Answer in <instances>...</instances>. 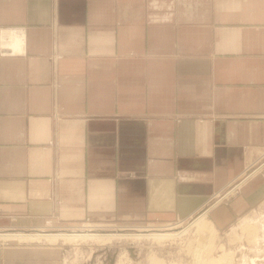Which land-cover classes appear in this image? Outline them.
Wrapping results in <instances>:
<instances>
[{"label": "crops", "instance_id": "obj_1", "mask_svg": "<svg viewBox=\"0 0 264 264\" xmlns=\"http://www.w3.org/2000/svg\"><path fill=\"white\" fill-rule=\"evenodd\" d=\"M263 154L264 0H0V231L207 208L224 228ZM67 252L11 241L0 264Z\"/></svg>", "mask_w": 264, "mask_h": 264}, {"label": "rangeland", "instance_id": "obj_2", "mask_svg": "<svg viewBox=\"0 0 264 264\" xmlns=\"http://www.w3.org/2000/svg\"><path fill=\"white\" fill-rule=\"evenodd\" d=\"M260 164L262 169L258 173L262 175L264 174V154L259 163L255 165L256 168H258ZM230 188H232V186L229 187L228 190ZM239 191L240 188H238V191L222 198L219 202L217 201L219 198H217L212 204L217 206L237 195ZM224 193H226V191H224ZM202 212H204V209L197 212L186 221L146 224L95 221L91 218H86L76 225H66L53 218H48L45 220V225L41 228L20 230H30L32 232H37L39 230L40 232H82L81 230L88 232H138L144 228L150 229L149 231H152L151 229L168 230V228H172L171 230L177 231L189 225L192 220ZM245 220H249V223L252 224L257 231L251 234H249V230L244 231L241 225ZM11 230L14 229H7L6 231ZM197 236V229L195 227H189L185 234L163 241L154 238H115L104 244L91 239L72 242L61 241L58 242V244L63 245L68 250L65 264H207L206 262L209 263L212 259H218V264H224L225 262V264H264V192L256 204L247 207L242 213L236 215L226 227L218 228L215 243H213L211 248H208V250L205 249L202 252L201 260L199 261L194 253V249L198 245L196 241ZM38 243L47 244V242L44 241L36 242L35 244ZM28 244L33 243L31 242ZM0 245L8 244L0 242ZM204 259L206 261H204ZM221 259L225 262L223 261V263H221Z\"/></svg>", "mask_w": 264, "mask_h": 264}, {"label": "bare ground", "instance_id": "obj_3", "mask_svg": "<svg viewBox=\"0 0 264 264\" xmlns=\"http://www.w3.org/2000/svg\"><path fill=\"white\" fill-rule=\"evenodd\" d=\"M246 179V177H243L240 181L234 183L231 186L240 188L241 183ZM230 186V187H231ZM238 191V190H237ZM235 192V191H234ZM224 194V193H223ZM223 194L218 196L219 198L217 201L219 202L223 198ZM208 208L204 209V212H202L200 215L196 216L192 222L187 225L186 227L182 228L181 230H171L172 228L166 229H151L152 231H149L150 229H141L138 232H101V231H47V232H32V231H0V242H3L4 244H10L11 241H17L18 243H36V242H47L49 245H56L58 242H72L76 240H95L98 242H101L102 244L108 243L112 241L113 239L117 238H154L156 240H165L169 238H175L177 236H180L182 234H185L189 227H195L198 232V236L196 238V241L198 242V245L194 249V253L196 255V258L201 260L202 252L208 248H211L213 246V243H215L218 228L216 227L215 223L208 217ZM241 227L244 231L249 230V234L252 232H256L257 229L254 228L252 224L249 223V220H245V222L242 223ZM83 229V228H82ZM90 229V228H89ZM107 229V228H106ZM127 229V228H126ZM132 229V228H131ZM190 230V229H189ZM255 234V233H254ZM215 245V244H214ZM195 258V256H194ZM220 258V257H219ZM224 259V258H222ZM221 259V260H222ZM220 260V262H221ZM226 260V259H225ZM203 261V259H202ZM204 261H206L204 259ZM224 260H222L221 263H223ZM225 262V261H224ZM197 263V262H196ZM207 264H218V259H212ZM226 263V262H225ZM224 263V264H225Z\"/></svg>", "mask_w": 264, "mask_h": 264}, {"label": "built area", "instance_id": "obj_4", "mask_svg": "<svg viewBox=\"0 0 264 264\" xmlns=\"http://www.w3.org/2000/svg\"><path fill=\"white\" fill-rule=\"evenodd\" d=\"M237 190H238L237 187L232 186V188H230L229 190H228V189L226 190V193L223 194V198L226 197L227 195L233 193L234 191L236 192ZM217 203H218V202H217ZM217 203H216V204H217ZM50 222H51V221H50Z\"/></svg>", "mask_w": 264, "mask_h": 264}]
</instances>
